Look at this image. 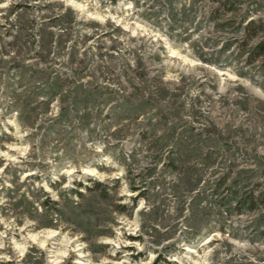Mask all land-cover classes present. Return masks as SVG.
I'll return each mask as SVG.
<instances>
[{
  "label": "rangeland",
  "instance_id": "374dc122",
  "mask_svg": "<svg viewBox=\"0 0 264 264\" xmlns=\"http://www.w3.org/2000/svg\"><path fill=\"white\" fill-rule=\"evenodd\" d=\"M263 42L264 0H0V264H264Z\"/></svg>",
  "mask_w": 264,
  "mask_h": 264
},
{
  "label": "trees",
  "instance_id": "16d2710c",
  "mask_svg": "<svg viewBox=\"0 0 264 264\" xmlns=\"http://www.w3.org/2000/svg\"><path fill=\"white\" fill-rule=\"evenodd\" d=\"M249 27H251V25H249L248 26V28ZM255 35V32L253 33V34H250V36L252 37V36H254ZM258 51V52H264V42L263 43H261L260 45H259V47H256V48H254V50L253 51H256V50ZM247 198H249L250 200H249V202L250 203H252V205H251V207L254 205V199H253V197H251V196H248ZM248 200V199H247ZM253 208V207H252Z\"/></svg>",
  "mask_w": 264,
  "mask_h": 264
}]
</instances>
